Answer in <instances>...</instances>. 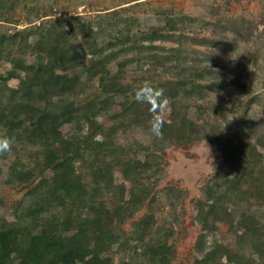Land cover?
I'll return each mask as SVG.
<instances>
[{"label": "trees", "instance_id": "trees-1", "mask_svg": "<svg viewBox=\"0 0 264 264\" xmlns=\"http://www.w3.org/2000/svg\"><path fill=\"white\" fill-rule=\"evenodd\" d=\"M57 24L54 21L35 44V51L41 47L43 52L37 53L32 63L15 61L16 71L25 74L24 83L12 90L0 111V129L5 133L0 138L11 140V150L22 141L33 146L41 176L29 191L35 200L22 217L16 221L0 219V264H115L113 253L131 249L139 260L123 259L118 264H163L162 257L172 249L166 242L153 239L157 224L153 205L159 202L151 197L149 163L139 165L132 158L115 155L120 149L107 140L102 143L103 156L89 148L99 134L98 119L110 112L109 101L117 95L125 96L126 101L119 113L113 112L115 117L134 115L136 123L144 119L152 128L162 122V133L156 136L161 138L163 148L201 140L198 127L193 130L177 111V101L201 89L203 76L190 70L183 78L166 80L162 92L144 85L125 88L120 71L127 64L142 61L139 57L133 58L135 61L118 59L147 48L142 41L150 42L151 49L158 48L153 44L166 39L165 35L153 30L141 31L135 37L132 22L122 18L113 24L114 36L95 48L88 37L99 35V29L95 30L83 16L70 17L73 35L65 29L57 31ZM74 35L85 40L74 42ZM96 54L99 59L87 63L88 56ZM147 59L155 68L162 60L157 53ZM113 64L117 66L115 72ZM95 80L97 93L84 102L77 101L75 98ZM164 103L171 110L170 121L159 118ZM68 125L72 130L61 134ZM243 131V126L236 127L233 137L222 146L224 159L202 188L208 204L203 200L195 203L201 233L195 243L198 255L194 264H264L263 155L249 140H241ZM79 164L80 170L88 169L89 180L81 178ZM16 165L11 166V172L21 182L28 171ZM115 166L120 167L121 184L115 182ZM47 172L63 178L64 184L46 181ZM126 182L133 187L128 199ZM108 197L113 198L107 201ZM147 201L148 213L134 221L131 241H127L122 224L134 218ZM217 224L230 226L238 240L236 249L213 240Z\"/></svg>", "mask_w": 264, "mask_h": 264}, {"label": "rangeland", "instance_id": "rangeland-1", "mask_svg": "<svg viewBox=\"0 0 264 264\" xmlns=\"http://www.w3.org/2000/svg\"><path fill=\"white\" fill-rule=\"evenodd\" d=\"M78 15L99 29V35L88 37L95 48L114 36L113 24L122 18L132 22L135 37L141 31L153 30L166 36L153 44L158 48L151 49L150 42L142 41L147 48L130 51L118 59L135 61L133 58L139 57L142 61L127 64L120 71L125 88L144 85L153 92H162L166 80L183 78L190 70L203 76L201 89L177 101V111L193 130L198 127L201 140L163 148L161 138L144 119L138 124L134 115L125 119L114 116L113 112L119 113L126 101L125 96L117 95L109 101L110 112L98 119L99 134L89 148L103 156L102 143L107 140L120 149L115 155L132 158L139 165L149 163L151 197L159 202L153 205L157 218L153 239L166 242L172 249L162 257L163 264H194L198 255L195 243L201 233L195 203L203 200L208 204L202 188L223 161L222 146L233 137L236 127L243 126L241 140H249L262 153L264 163V0H0V111L6 107L12 90L24 83L25 74L16 71L15 61L32 63L36 54L43 52L41 47L35 51V44L56 20L57 31L65 29L73 35L69 20ZM72 40L82 43L85 38L74 35ZM156 53L162 58L159 68L147 59ZM92 59L98 60L99 55L88 56L87 63ZM112 69L117 71V66L113 64ZM97 90L95 80L75 99L84 102ZM170 113L168 103H164L160 120L170 121ZM71 130L72 126H65L61 134ZM4 134L0 129V136ZM14 148L0 159V219L8 221H16L29 209L35 200L29 191L41 179L35 148L23 141ZM14 164L28 171L21 182L11 172ZM80 165L81 178L89 180L88 169L80 170ZM45 180L64 184V179L52 172L46 173ZM123 181L120 167L115 166V182ZM126 186L128 199L133 187L129 182ZM148 210L147 201L134 218L123 222L127 241H131L134 221ZM261 212L263 215L264 204ZM213 240L233 249L238 247L237 238L226 224L216 225ZM131 250L113 253L114 263L123 259L138 261L140 256Z\"/></svg>", "mask_w": 264, "mask_h": 264}, {"label": "clouds", "instance_id": "clouds-1", "mask_svg": "<svg viewBox=\"0 0 264 264\" xmlns=\"http://www.w3.org/2000/svg\"><path fill=\"white\" fill-rule=\"evenodd\" d=\"M163 124L162 122L154 124L153 133L160 135L162 133ZM11 151V140L7 137L0 138V156Z\"/></svg>", "mask_w": 264, "mask_h": 264}]
</instances>
